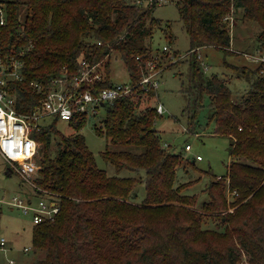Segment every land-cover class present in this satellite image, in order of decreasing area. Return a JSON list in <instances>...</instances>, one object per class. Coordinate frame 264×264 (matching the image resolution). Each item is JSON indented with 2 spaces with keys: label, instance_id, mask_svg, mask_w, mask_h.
Instances as JSON below:
<instances>
[{
  "label": "trees",
  "instance_id": "trees-1",
  "mask_svg": "<svg viewBox=\"0 0 264 264\" xmlns=\"http://www.w3.org/2000/svg\"><path fill=\"white\" fill-rule=\"evenodd\" d=\"M2 1L8 23L0 43L8 56L22 62L15 82L22 112L36 108L42 96L31 80L49 83L67 71L70 81L81 73L84 60L104 64V71L82 88L97 93L113 86V50L123 58L129 81L138 80L150 57L155 29L162 23L151 13L156 2ZM180 2L191 40L188 112L209 96L213 132L232 138L233 160L227 172L214 175L201 200L185 192L192 181L176 179L184 156L166 146L156 128L161 114L157 88L133 89L100 104L91 115L78 111L69 120L45 117L34 131L41 157L33 188L38 196L58 199L60 210L35 223L32 246L44 255L29 264H237L235 239L252 264H264V60L255 67L225 60L224 66L246 82L236 95L220 74H205L198 54L203 46L234 54L228 20L234 7L259 22L264 49V0ZM89 121L107 139L101 151L104 159L117 172L126 168L137 175L110 174L98 165L80 132ZM142 183L145 197L137 201L135 188ZM227 193H233L232 198ZM205 215L220 218V228L204 227Z\"/></svg>",
  "mask_w": 264,
  "mask_h": 264
},
{
  "label": "rangeland",
  "instance_id": "rangeland-1",
  "mask_svg": "<svg viewBox=\"0 0 264 264\" xmlns=\"http://www.w3.org/2000/svg\"><path fill=\"white\" fill-rule=\"evenodd\" d=\"M181 0H165L156 3L152 8V16L162 20L160 27L154 32L153 46L150 57L157 63L152 72L159 71L160 102L164 105L165 111L160 114L156 121V128L164 143H168L174 152L182 153L184 158L177 168V182L192 181L185 192L196 193L198 200L205 197L204 187L210 182L214 175H224L227 172L229 163L233 160L231 152L232 138L226 134L214 133L215 121L210 118L212 109L210 98L204 95L203 105L194 111L188 112L190 97L187 92L190 83V35L187 32L184 21L181 18ZM232 10V9H231ZM243 8H235L228 18L231 30V45L234 54L226 56L224 52L213 46L199 48V58L206 75L218 73L229 81L231 88L236 95L244 91L246 82L243 78H237L231 68L224 66L225 60L239 65L255 67L260 61H254L248 57V53L264 55L261 41L258 34L261 31L259 22L246 16ZM167 44L170 50L164 51L162 47ZM161 54H166L162 58ZM157 56V58L155 57ZM110 75L114 82H128L130 80L129 70L120 53L113 50L110 56ZM101 71H104V64L101 63ZM100 114L104 115L102 110ZM191 115H194L191 118ZM98 120H94L95 122ZM204 126V127H203ZM90 149L94 152L98 165L105 168L110 174L122 176L137 175L138 172L130 169H122L117 172L114 165L104 159L101 154L107 146V139L95 130L93 123L89 121L81 129ZM191 143L192 149L187 150L185 145ZM38 146L37 159L41 157ZM200 154L202 159H198ZM246 161V158H238ZM194 160V161H193ZM7 164L0 154V198L11 199L13 195L25 194L38 198L33 185L26 181L16 171L7 172ZM136 200L142 201L145 197V185L139 184L135 188ZM232 198L233 193H227ZM207 196V195H206ZM233 211L234 207L228 209ZM220 218L205 215L204 227L220 228ZM34 222L32 214L22 211L20 208L0 202V239L5 236L9 241L14 242L17 248L0 250V264L7 262L10 255L17 257L16 263L29 264L37 257L43 256L44 251H35L33 243ZM26 226L25 230H22ZM222 228V226H221ZM10 244V243H9ZM238 253L237 264H252L248 254L241 244L235 239ZM29 245L30 250L23 251L24 246Z\"/></svg>",
  "mask_w": 264,
  "mask_h": 264
},
{
  "label": "built area",
  "instance_id": "built-area-1",
  "mask_svg": "<svg viewBox=\"0 0 264 264\" xmlns=\"http://www.w3.org/2000/svg\"><path fill=\"white\" fill-rule=\"evenodd\" d=\"M165 0H136L137 3H161ZM8 23V10L6 4L0 0V40L3 28ZM100 43V41H99ZM162 50L168 51L170 47L164 44ZM254 61H263L264 55L248 53ZM163 56V54H161ZM160 56V57H161ZM157 58V56H155ZM162 58V57H161ZM137 59L141 60L138 55ZM149 57L145 61V68L140 78L134 82H116L113 86L104 87L97 93L90 88H82L85 81H94L102 76L101 63L89 64L82 61L83 69L70 81L67 71L56 76L49 83L40 80H31L30 84L42 94L40 103L28 112H22L17 106V88L15 82L21 77L22 62L16 56H8L0 43V154L7 164V171H16L35 186L34 177L40 167L37 159L39 141L34 136L35 129H39L43 119L48 116H58L62 120L71 119L78 111L91 115L99 109L100 104L110 101L117 96L128 93L136 88H157L160 84L159 71L152 72L157 63ZM155 61V60H154ZM157 111L163 113L164 105L159 101ZM167 146L168 143H165ZM187 150L192 149L191 143L185 145ZM201 159L200 154L197 155ZM1 203L20 208L32 214L33 222L39 223L53 218L60 210L59 200L49 195L38 196L35 199L25 194L13 195L11 199L0 198ZM7 238L0 239V250H7ZM30 250L29 247L24 248ZM8 263H16L9 258Z\"/></svg>",
  "mask_w": 264,
  "mask_h": 264
},
{
  "label": "crops",
  "instance_id": "crops-1",
  "mask_svg": "<svg viewBox=\"0 0 264 264\" xmlns=\"http://www.w3.org/2000/svg\"><path fill=\"white\" fill-rule=\"evenodd\" d=\"M201 159H202V158H201ZM193 161H194V160H193ZM34 224H35V223H34ZM25 229H26V226H24L22 230H25ZM6 238H7V237H6ZM9 243H10V244H9ZM6 244H7L8 246H9V245H12V246H9V249L17 248V247L14 246V242H13V241H9L8 239H7V243H6ZM25 247H29V248H30L29 245L24 246V248H25ZM24 248H23V251H25ZM10 257H13V258L16 260V262H17V260H18V259H16L17 257H14L13 255H10Z\"/></svg>",
  "mask_w": 264,
  "mask_h": 264
},
{
  "label": "water",
  "instance_id": "water-1",
  "mask_svg": "<svg viewBox=\"0 0 264 264\" xmlns=\"http://www.w3.org/2000/svg\"><path fill=\"white\" fill-rule=\"evenodd\" d=\"M204 127V126H203Z\"/></svg>",
  "mask_w": 264,
  "mask_h": 264
}]
</instances>
